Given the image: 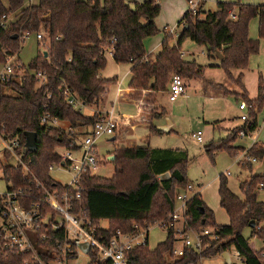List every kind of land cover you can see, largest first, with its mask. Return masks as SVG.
<instances>
[{"label": "trees", "instance_id": "trees-1", "mask_svg": "<svg viewBox=\"0 0 264 264\" xmlns=\"http://www.w3.org/2000/svg\"><path fill=\"white\" fill-rule=\"evenodd\" d=\"M160 1L146 0L132 6L126 0H38L32 5L26 0H0V20L3 15L10 17L6 28L0 26V64L20 52L21 40L26 34L41 31L46 34L47 56L45 51L39 50L28 65L24 64V78L3 88L0 133L20 137L24 160L48 189H63L48 168L50 164L61 163L56 149H77L81 130L94 126L102 117V114L85 115L69 105L62 95L63 86L74 91L85 105H98L106 87L116 83V78L102 76L107 66V52H111L117 64L132 65L129 86L138 95L148 90L152 93L168 91L174 74L188 81L202 76L204 67L196 60L183 57L181 45L186 38L205 46L212 57L220 53L223 56L220 66L241 87L242 93L237 94L245 98L250 112L248 120L231 135L206 145V152L214 157L220 151H227L236 157L240 149L232 144L240 131L258 129L257 114L264 107V80L260 77L258 96L250 98L242 74L235 78L232 70L247 69L251 56L260 51V40L250 37V24L258 18L259 36L264 38V4L219 2L215 11L200 9L196 15L187 11L178 23L183 29L177 44L172 45L173 35L167 34L160 52L151 58L144 40L160 33L156 24L161 12ZM37 70L48 75L46 83L39 84L34 78L33 72ZM6 89L10 92L5 93ZM45 115L68 123L74 132L42 123ZM167 115L164 108L153 109L150 117ZM28 132L37 135L36 151L25 147ZM151 132L161 134L156 125L151 126ZM114 154L115 172L111 178L86 175L83 181L85 190L80 205L99 231L111 235L117 229L129 231L135 223L147 227L166 217L176 204L178 192L189 184L188 153L146 145L121 146ZM248 155L264 160V146L254 144ZM247 164V167L252 165ZM4 177L9 189L22 188L33 198L39 197L35 182L31 177L25 178L22 168L7 167ZM261 183H264L263 173H253L249 179L242 180L240 189L245 195L242 198L229 188L227 177L220 176V204L230 218L228 225L217 224L213 210L201 194L194 195L188 210L191 227L219 229V238L212 240L202 254L188 251L181 258H171L169 253L175 238L170 230L166 241L156 248L139 246L132 250L130 264H198L202 257L209 259L224 252L231 253L232 249L245 259V264H264V247L255 251L250 241L258 237L264 242V202L258 199L257 192ZM104 221L108 222V229L101 228ZM252 221L254 227L250 226ZM247 228L251 229L250 237L244 236ZM24 258L25 254L16 251L0 252V264H22Z\"/></svg>", "mask_w": 264, "mask_h": 264}, {"label": "built area", "instance_id": "built-area-1", "mask_svg": "<svg viewBox=\"0 0 264 264\" xmlns=\"http://www.w3.org/2000/svg\"><path fill=\"white\" fill-rule=\"evenodd\" d=\"M32 1L26 0L29 5L33 4ZM188 1L191 5L189 11L194 15L197 14L203 0ZM232 17L235 18V15ZM9 19L8 15H3L0 26L6 28ZM167 32L174 34L175 29H168ZM29 35L23 36L22 43ZM35 36L41 45H46L44 31L36 33ZM18 54L7 57L6 61L0 64V100L4 94L3 88L12 81L24 78L26 73L24 63ZM33 75L39 84L48 80L45 72L37 70ZM62 95L69 105L79 110L86 106L66 85L63 86ZM183 95H187L185 80L180 74H174L169 85V100L176 101ZM248 118L247 115L242 116L243 121ZM59 121L58 118H51L49 115L42 118V123H50L53 126ZM119 129L112 112L104 113L92 127V131L82 141L77 142V149L63 147L66 149L65 153L58 152L59 147L56 149L61 163L50 164L49 171L52 173L56 168H66L73 172L69 184L63 185L55 180L63 189L59 187L48 189L38 181L32 174L29 164L24 160V147L20 137L0 133V170L3 179L6 181L4 173L7 167L22 168L25 178L31 177L39 190V197L35 198L22 188L7 187V192L0 193V252L16 251L25 254L22 264H70L81 254L90 256L89 264H130L132 250L139 246L149 247V230L153 225L160 226L167 233L173 230L175 244L169 255L174 259L183 257L188 251L200 255L209 248L212 240L219 238L218 228L191 227L188 215L189 202L199 193L191 183L178 192L173 210L153 224L142 227L135 223L131 230L117 229L111 235L99 231L97 225L87 216L86 209L80 205L85 190L83 181L86 175H97L103 161L104 163L109 161L108 158L103 159L99 156L97 141L103 137L115 136ZM67 131L74 132V129L70 127ZM251 133L253 132L242 130L239 136L248 137L252 135ZM194 136L197 141L203 142L201 131ZM256 143L255 137L253 145ZM248 151H244L243 155L237 158L240 166L250 162L260 163L256 157L248 155ZM76 153H79L78 157L75 156ZM227 175H230V172H227ZM259 186L264 188V183ZM101 228L108 229L103 225ZM83 244L89 246L88 252L81 248ZM235 252L241 263L245 264V259L237 251ZM206 259L208 258L202 257L198 264H203Z\"/></svg>", "mask_w": 264, "mask_h": 264}, {"label": "rangeland", "instance_id": "rangeland-1", "mask_svg": "<svg viewBox=\"0 0 264 264\" xmlns=\"http://www.w3.org/2000/svg\"><path fill=\"white\" fill-rule=\"evenodd\" d=\"M132 6L136 2L143 3L146 0H126ZM172 0H161V12L156 19L157 26H165L168 29H176L174 32V38L182 31L183 25L178 27L177 21L181 18L183 13L190 10V3L188 0H176V3L182 8L181 2L184 5V11L182 14L176 9L175 4H171ZM38 0H33L32 3L36 4ZM219 2H241L246 4H262L264 0H205V10L215 11L217 9ZM202 5V4H201ZM200 5V7H201ZM196 15V14H195ZM204 17V16H203ZM181 20V19H180ZM158 27V28H159ZM160 29V28H159ZM161 35L163 37V31L160 33L148 37L145 41V48L147 54L150 53L148 43L149 39L154 40L153 51L157 52L156 38ZM173 35V34H172ZM250 35L260 40V51L258 54L252 55L249 60V65L245 72V78L242 79L249 97L256 96L258 93V86L260 82V77L262 76L264 80V38L259 36V24L258 18L252 20L250 24ZM186 42V43H185ZM183 43V50L186 53L187 59L195 58L197 63L204 67V73L200 78L193 79L190 81L191 85H188V95L181 96L177 102L172 103L169 100V95L161 93V97L166 95L162 101L164 106L168 110V118L174 122L175 130L170 134H155L148 133L150 136L149 145L151 148H162V149H181L188 153L190 158L188 169H187V180L189 183L194 185L195 191L200 192L203 200L207 206L213 210L217 224L228 225L230 223V218L227 212L221 207L220 197H219V185L220 176L225 175L227 177L229 188L244 198L245 195L240 189V182L244 179H249L255 170L261 165L262 161L258 164H248L240 166L237 162V158L241 157L244 153L239 151L235 156L230 155L227 151H220L211 157L205 150V146L210 143H216L217 141L225 138L226 130L225 128L219 126L218 124H233L239 122L244 124L245 121L242 120V116L247 115L249 117V108L247 102L243 96L237 94V92L242 93L241 87L229 77L228 73L219 64V61L215 59H209L207 55H204L201 45L194 43L190 38H186ZM150 48L151 45H150ZM47 45H39L35 34H31L25 38L22 43V48L19 52V57L21 61L28 65L31 60L36 56L39 50L45 51ZM218 64V67H211L209 64ZM129 67L127 64H117L113 58L107 55V66L102 72L107 78H113L118 76V83L112 85L109 93V100L115 101L117 96V89L119 88L120 82H122L121 87L127 88L130 83L128 78ZM240 70L236 69L233 71V76L237 78ZM127 76V77H126ZM123 80V81H122ZM5 92H10L5 90ZM168 94V92H167ZM255 94V95H254ZM114 107V106H113ZM115 114H136L137 106L133 103H121L116 101L115 103ZM164 108V107H163ZM109 111L112 110L110 105ZM83 113L89 115L91 112L89 109H82ZM258 129L251 133V136L240 138L238 135L237 140L232 144L233 147H237L238 142L249 148L253 145L254 139L256 137L257 145L263 144L264 146V107L257 114ZM56 126L68 127V124L59 121ZM231 129L228 135H231L234 130ZM201 130L204 132V143L198 142L196 137L193 136V132ZM146 134L143 129H138L135 134L131 135L129 139L138 138L139 144L146 142L140 141L142 136ZM203 136V135H202ZM255 136V137H254ZM79 138V140H83ZM111 138H100L97 141L98 154L101 158H108L109 152L115 147L117 142L110 140ZM259 142V143H258ZM261 143V144H260ZM147 144V143H146ZM121 147L116 145L115 150ZM241 149V148H239ZM58 152L65 153L66 149L59 147ZM115 150L111 153L115 157ZM248 150V149H247ZM246 151V150H245ZM76 157L79 153L75 154ZM115 159V158H114ZM113 158H110L108 162L103 163L99 167L98 175L106 178H111L115 172V166L112 163ZM243 167V168H242ZM246 170V171H245ZM230 172V175H227ZM52 177L59 183L66 185L69 184L73 177V172L63 168H56L52 171ZM264 174V173H263ZM8 183L3 179L2 171L0 170V193L7 192ZM258 199L264 202V188L257 187ZM104 227H108V222L104 221L102 223ZM214 228V227H210ZM167 231L162 229L158 225H153L149 230L148 245L151 249L156 248L160 243L165 242L167 239ZM251 229L247 228L244 230V236L250 237ZM253 248L262 250V241L258 237L250 238ZM231 260L232 264H242L238 254L234 249L231 250ZM264 258V254L262 255ZM91 258L89 255L81 254L78 259H74L70 264H89ZM203 264H226L225 260L221 255L206 259L202 262Z\"/></svg>", "mask_w": 264, "mask_h": 264}, {"label": "crops", "instance_id": "crops-1", "mask_svg": "<svg viewBox=\"0 0 264 264\" xmlns=\"http://www.w3.org/2000/svg\"><path fill=\"white\" fill-rule=\"evenodd\" d=\"M204 2H205V0H203L200 9H202V11H207V10H205V4H204ZM171 4H175L176 5V9H178V11H179L180 14L183 13V11H184L183 10L184 9V5L182 4V2H181L182 8L176 3V0H172L171 1ZM262 4H264V3H262ZM257 5H260V4H257ZM185 14H186V11L183 13V15L181 16L180 19H182ZM180 19L177 21V24L180 22ZM258 24H259V20H258ZM168 26L169 25H165L164 27L163 26H160V27L158 26L160 28V30L162 29V31H163V37L161 35H159V37L156 38V42H157L156 43V47H157V52L156 53L152 50L153 49V42H154V40H151V39L148 40L149 41L148 47H149V50H150V53H148V55L151 58H154L160 52V50L162 48V43H163L164 39L166 38L167 34H169L167 32V27ZM175 31H176V29H175ZM178 36H179V34H178ZM178 36L171 41V44L172 45H176L177 44ZM173 37H174V34H173ZM250 37H252V36L250 35ZM146 39L144 40V44L145 45H146V43H145ZM193 42L195 43V41H193ZM185 43H182V45H181V50H182V53H183V57L186 60H196L195 58H193V59H187V57H186L187 54L186 53H188V52H185L183 50V45ZM150 45H151L152 48H150ZM201 49H203V52L202 53L204 55H207L209 57V59H215L216 58L219 61V64H220L221 60L219 59V57H217V56L216 57H212L210 55V53H208V51H207V49H206L205 46H201ZM107 55H109L111 58H113V55L111 54V52H107L106 56ZM113 60H114V58H113ZM211 61H213V63L209 64V66H211V67H218L219 66L218 64H215V61L214 60H211ZM123 64H127L128 67H129V70H128V78L130 79L129 81H131V78H132V73H131L132 65L130 63H123ZM234 70H236V69H234ZM234 70H232V73H233ZM241 74H242V77L244 79L245 78V72L243 70H240V72H239V74H238L237 77H239ZM102 76L105 77L103 75V73H102ZM105 78H107V77H105ZM113 78H116V83L119 82L118 81V76L113 77ZM190 81H192V80H189V81L188 80H185L187 95H188V88L187 87H188V85L190 86L191 83H192V82L190 83ZM116 83L111 84V85H108L106 87L105 92L103 94L102 101L98 105H95V106H87L86 105L82 109H86V108L89 109L90 112H91L89 114V116H93V115L99 114V113H101L102 115H104V113L112 112L113 118H114V120H117L118 127L120 129L118 130V132H117V134L115 136L105 137V138H107V139L108 138H111L110 139L111 141L117 142L116 145L125 146V147H138V146H146V145H149L148 142H149L150 136H149L148 133H152L151 132V126L152 125H156L158 127V126H161V125H165L167 123V118H168L169 114L167 116H165V117L154 118V119H151L150 115H151V111L153 109H158L159 110V109H163V107H164V109L167 110V108L163 104L162 99L166 95H169V88H168V91L161 92V93L166 94V95H164L162 97H161V93H155V92L152 93L149 90L148 91H143L140 95H138L134 89L130 88V86H128L127 88H122L121 87L122 82H120L119 88L117 89V96H116L115 101H110L109 100L110 88H111L112 85H115ZM258 88H259V86H258ZM246 90H247V88H246ZM167 92H168V94H167ZM237 93H240V92H237ZM248 95H249V93H248ZM257 96H258V93H257L256 96H252V98H256ZM178 99L176 101H170V102L175 103V102L178 101ZM116 101H120L121 103H126L127 102V103H133V104H135V106H137V113L136 114L124 113V114H118V115H116L115 114V108H114ZM110 105L112 106V110L111 111L108 110V108H109ZM167 113H168V110H167ZM85 115H87V114H85ZM61 122H64V121H61ZM64 123H66V122H64ZM66 124H68V123H66ZM218 125L219 126L221 125V127L225 128V130H226V136L225 137H227L228 136V133L230 132L231 129H234V128H237L239 126H242L243 124H241L239 122H235V123L230 124V125L224 124V123H220ZM92 127L83 128L81 130V133L79 134V138H83L86 135H88L92 131ZM62 128L68 130L70 128V126L68 125L67 128H65V127H62ZM138 129H143L144 131H146V134H144L142 136V139H140V141L146 142L147 144L146 143L139 144V142L137 140L138 138H136V139H129V137L131 135L135 134V132ZM174 130H175L174 122H172V125H170L168 132H162V131H160V132H161V134H170V133H173ZM199 131H201V130H198L197 132H199ZM197 132H195V133L193 132V136ZM201 132H202V135H203V142H201V143H204V141H205L204 132L203 131H201ZM239 139H238V141H239ZM79 141H82V140H79ZM238 141L236 143V146L238 148H241L240 149L241 151H243V150L245 151L247 149L249 150L251 148V147L246 148L244 144H242V143H240ZM116 145L112 149V151L115 150ZM261 145L263 146V144H261ZM96 146H97V143H96ZM158 149H162V148H158ZM169 149H172V148H169ZM112 151L109 152L108 159H110L113 156V155L111 156V154H112L111 152ZM108 226H109V224H108ZM262 243H263L262 244L263 245L262 248H263L264 247V242L262 241ZM251 247L253 248V244H251ZM253 250L257 251L259 249L253 248Z\"/></svg>", "mask_w": 264, "mask_h": 264}, {"label": "water", "instance_id": "water-1", "mask_svg": "<svg viewBox=\"0 0 264 264\" xmlns=\"http://www.w3.org/2000/svg\"><path fill=\"white\" fill-rule=\"evenodd\" d=\"M18 37V36H16ZM45 55L47 56V52L45 51ZM217 57H219L220 60H222L223 56L220 53H217ZM170 125H172V122L169 118H167V123L165 125H161L158 126V130L162 131V132H168L169 131V127ZM26 147L31 150V151H36L37 150V135L33 132H28L26 133ZM111 158H113L114 160V156H112ZM264 173V160L262 161L261 165L256 169L255 174L259 175ZM169 174H166V177H168ZM164 177V176H163ZM162 177V178H163ZM255 222L252 221L250 226L254 227ZM81 248L85 251L88 252L89 251V246L87 244H83L81 246ZM221 256L223 257V259L225 260L226 264H232V260H231V255L229 252H224L221 254Z\"/></svg>", "mask_w": 264, "mask_h": 264}]
</instances>
